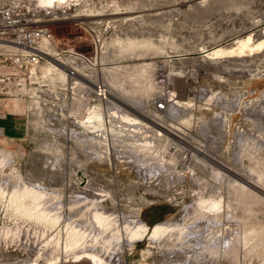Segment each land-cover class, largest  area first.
<instances>
[{
	"label": "bare ground",
	"instance_id": "obj_1",
	"mask_svg": "<svg viewBox=\"0 0 264 264\" xmlns=\"http://www.w3.org/2000/svg\"><path fill=\"white\" fill-rule=\"evenodd\" d=\"M28 1L33 7L47 10L66 3V0ZM259 4L262 7L257 6L259 10L256 7L253 16H249L248 11L243 15L224 11L212 26L224 25L222 32L226 35L204 39L198 46L199 52L186 64L194 65L198 72L205 71L210 84L219 81L214 75L224 73L223 70L235 78L264 79V0ZM188 39L189 44L185 47L189 48L195 44V37L190 35ZM130 41L131 45L136 43V40ZM1 47L6 45L0 42ZM114 48L112 45L110 50ZM48 58L54 65L50 63L47 74L66 83L69 80L64 71L66 67ZM167 61L181 65L175 58ZM66 63L76 67L71 59ZM60 65L64 70L58 68ZM150 68L153 70L148 74ZM157 68L156 63L118 66L111 70L104 68L101 74L107 83L104 85L107 96L104 101L97 99L100 105L95 109L88 101L95 97L92 87L77 80L70 88L81 99L79 103H71L69 111L58 117L60 130L50 128L52 133L49 132L75 144L79 151H73L72 161L60 158L53 168L48 167L50 171L61 168L78 177V191H73L69 201L66 190L51 192L44 186L32 184L17 186L9 197H5L7 190L0 182V200H6L8 208L18 211L31 223L44 227L42 235L34 231L32 237L33 247L40 239L37 260L33 263L38 264L40 259L56 264L86 259L92 264H125L128 252L148 241L149 250L144 251V257L158 253L169 258H185L180 264L188 261L195 264H253L257 258L264 264V221L258 218L260 214L264 215V157L259 155L264 148V140L261 141L264 138V94L258 100L245 102L250 93L242 90H233L231 96L224 97L215 94L217 88L211 93L210 89L209 92L203 89L186 104L179 98L169 100L170 116L165 120L155 110L159 102H153L174 95L167 92V86L180 78V73L176 75L172 70L166 77ZM133 79L137 80L138 89L132 88ZM95 81H89L91 86ZM207 97H210L209 102L213 100L220 107L219 113L200 120L193 131L200 138L180 134L174 128V121L191 123L197 100ZM35 107L43 111L38 103ZM61 108L64 111V106ZM238 114L242 115L243 122L234 131L235 153L230 165V156L224 155L221 149L226 141L223 139L231 136ZM55 118L46 113L40 123L44 127H53L51 121ZM0 137H4L2 132ZM246 151H250L254 167L245 166L243 154ZM79 153L86 156L87 166L98 162L104 169L129 170L137 182L170 184L181 189L191 183L194 187L192 201L184 207L179 219L150 226L142 219L141 208L130 212L116 208L122 201L118 199L121 194L117 189L111 190L109 195L105 191L109 190L107 185L99 186L93 178L85 181L87 177L81 172L84 165ZM15 161L16 156L12 153L0 152L1 169L13 166ZM193 161L208 179L199 177L197 171L190 168ZM85 182L86 187L81 188L80 184ZM107 197H114L112 210L104 205ZM73 211L79 214L77 222L68 216V212L71 215ZM24 239L27 241V237ZM21 263L28 264V261Z\"/></svg>",
	"mask_w": 264,
	"mask_h": 264
},
{
	"label": "rangeland",
	"instance_id": "obj_2",
	"mask_svg": "<svg viewBox=\"0 0 264 264\" xmlns=\"http://www.w3.org/2000/svg\"><path fill=\"white\" fill-rule=\"evenodd\" d=\"M12 2H18L22 13L26 15V19L34 27L48 28L60 47L64 49L72 48L79 53L89 55L92 48L97 45L99 47L97 67L94 68L93 65L88 67L93 68V71L95 69L94 80L98 78L105 86H107V83L103 81L101 74L104 68L111 70L118 66L156 63L158 71L161 74L163 73V76L167 77L172 70L174 74L178 75L180 73L182 75L179 74L180 78L176 79L174 77V81L169 82L171 85L167 86V92H173L177 99L179 98V101L185 104L200 94L203 89H206L207 92L210 89L211 93V90L217 88L215 94L224 97L227 95L231 96L233 90L234 92L242 90L250 93V96L248 95L245 98V102L255 101L263 97L264 79L258 80L255 78V80L248 78L246 80L235 78L231 74H225L223 70L222 72L224 73L214 75V79L219 81L214 82L215 84H210L211 81L207 82L205 71L198 72L193 67L194 65L186 64L188 59L199 52L198 48L200 47L198 46L203 43L204 39L208 38L211 40L215 36L224 37L226 35V33L223 34L222 32V29L225 28L224 25L215 24L212 26L218 17L224 15V11L238 12L241 15L246 14V11H248L250 13L249 16H253L256 7H262L259 4L262 0H208L206 3H202L203 0H66V3L49 10L33 7L28 0H0V8ZM257 10H259V7H257ZM244 26L248 25L245 24ZM190 35L195 37V44L193 46L190 45L188 48L185 46L189 44L188 37ZM131 39L136 40L134 45H131ZM213 41L215 43V40ZM196 44L198 45L195 46ZM112 45L115 48L110 50ZM119 46L122 47L119 49ZM168 56L172 58L167 59ZM173 58L180 60L181 65H174L177 62L170 64L167 61ZM0 60L3 61L2 58ZM45 60L44 70L41 73L47 85L46 93L56 96L53 99L47 97L48 102H54V105L56 104L57 106V94H61V89H64V96L66 95V97L70 98L69 103L74 101L79 103L81 98L79 99L75 94L76 91H71L70 89L74 87V82L77 80L94 89L87 80L69 79L63 84L61 79L50 77L47 74V68L51 66L50 63L53 65L54 63L49 59ZM68 65L71 64L69 63ZM55 66L57 67V65ZM82 67L80 66L77 69L79 70ZM58 68L64 70L61 67ZM84 68L79 73L85 74L89 78V73H87L89 69L85 68V70ZM152 70L150 68L148 74H151ZM131 86L133 89H138L136 79H133ZM34 88H37V85H34ZM209 98L207 97L202 101L197 100V104L194 107L195 110L192 111L193 121L190 120L191 123L185 124L181 122L182 120L174 121L176 123L174 128L180 134L191 135L195 139L200 138L199 135L196 133L194 135L193 132L196 130L200 120L208 119L221 110L219 106L215 105L213 100L209 102ZM92 99L93 97L88 101L91 105H94ZM159 100L154 101L153 104L158 103ZM30 107L33 110L30 115L27 135L21 140L10 139L5 135L2 138L0 137V152L7 151L16 156L13 166L0 168V182L7 190L5 197H9L17 186L32 184L44 186L51 192L66 190L69 195V201L73 191H78V177H73L71 172H63L61 168L50 171L48 167L51 166L53 168L55 161L60 158L65 157L72 161L73 153L79 151V149L76 148L75 144L50 134L49 130L52 133V130H60L61 128L60 120H58L59 116L56 115L57 107L54 108L50 105L44 108L42 112L35 109V103H31ZM46 113L56 117L51 121V123L53 122V127H44L40 123L44 120ZM161 116L166 120L170 116L169 111L167 110ZM36 118L39 122L38 125ZM242 122L243 117L238 114L233 121L231 136L228 135L229 137L223 139L226 141L221 152L223 150L224 155L230 156L231 162L228 161L230 165L233 163L232 156L235 153L236 137L234 131L238 124ZM263 140L264 138L261 141ZM75 149L76 151H74ZM79 154L81 156V164L84 165L81 172L86 173L85 177H87L85 181L93 178L99 186L107 185L106 188L109 190L105 189V191L109 195L111 190L113 192L117 189L121 194L118 199L122 201L116 208L122 210V212H130L141 208L142 219L150 226L170 219H179L184 207L192 201L193 194L191 190L194 187L191 183L189 185L185 184L182 189L170 184L168 186L158 184V186L157 183H151L154 185L152 186L141 181L137 182L133 173H130L129 170L119 169V172L116 169H104L98 162L95 165L90 166L89 164L87 166L89 162L86 156L84 153ZM250 154V151H246L243 154L244 164L245 166L254 167ZM259 155L264 157V148ZM189 165L192 170L197 171L199 177L206 178L202 171L199 170V167H197L195 161ZM78 176H81V174H78ZM86 185L87 182L80 184L81 188L86 187ZM107 198L104 205L112 210V198L114 197ZM68 216H71V219L76 222L79 219V214L76 211H73L71 215L68 212ZM258 218L264 221V215L260 214ZM34 231L37 235H42L44 227L40 224L31 223L18 211L8 208L6 200H0V264H22L21 262L24 261H28V264H35L33 262L37 260L38 255L36 252L40 247L38 245L40 239L37 240V244L33 247L32 237L35 233ZM25 237H27V241L24 239ZM25 245H27V248ZM169 249L171 250L172 248L169 247ZM146 250H149V242H141L136 250L128 252L125 257V264H163V262L164 264H180L185 259L184 257V259L179 257L169 258L165 255H158V253L144 257L143 253ZM261 262L263 263L261 259L254 258L253 260V264H260ZM38 264L56 263L40 259ZM64 264L92 263L85 259L77 262L69 260V262ZM187 264L195 263L188 261Z\"/></svg>",
	"mask_w": 264,
	"mask_h": 264
},
{
	"label": "built area",
	"instance_id": "obj_3",
	"mask_svg": "<svg viewBox=\"0 0 264 264\" xmlns=\"http://www.w3.org/2000/svg\"><path fill=\"white\" fill-rule=\"evenodd\" d=\"M0 42L6 45V47L0 48L2 50L0 58H2L3 64H10L14 68L12 73L0 77L1 92L16 102H26L28 120H30L31 111L33 110L30 107L31 103H38L43 110L46 108V105H52V107H57V109L60 108L59 111L56 109V115L59 117L67 113L71 107V103H69L70 98L66 97V95L63 96L64 89H61L62 95L57 94V106L56 104L54 105V102L51 103L47 100V97L51 99L56 97L46 93L47 85L41 73L43 65L46 62L45 59H49L48 57L66 67L64 71L67 72L69 79L79 78L87 80V82L94 81L91 79V76L93 78L95 69L93 71V68H89L88 66L93 65L94 68L97 67L96 62L99 55V47L95 45L89 55L79 53L72 48L64 49L60 47L58 41L48 28L34 27L26 19V15L22 13L18 2H12L0 8ZM69 59L76 63V67H72V65L66 63ZM61 65L58 67H61ZM80 66H84L87 70L89 69L87 71L89 78L87 75L79 73L80 70L77 68ZM95 80L92 83L94 84V89H92L94 91L93 94H95V97L93 96L92 99L94 105H91L94 109L100 105L97 99L104 101L107 96L103 83L98 78H95ZM34 85H37V88H34ZM170 96L171 98L168 95L163 100L158 101L159 103L155 107L157 112L164 115L168 110L169 100H176L177 98L176 95ZM61 106H64V111Z\"/></svg>",
	"mask_w": 264,
	"mask_h": 264
},
{
	"label": "crops",
	"instance_id": "obj_4",
	"mask_svg": "<svg viewBox=\"0 0 264 264\" xmlns=\"http://www.w3.org/2000/svg\"><path fill=\"white\" fill-rule=\"evenodd\" d=\"M13 70L12 65H4L0 60V77L12 73ZM1 88L0 85V132L7 138L21 140L29 129L26 102L12 100L1 92Z\"/></svg>",
	"mask_w": 264,
	"mask_h": 264
}]
</instances>
